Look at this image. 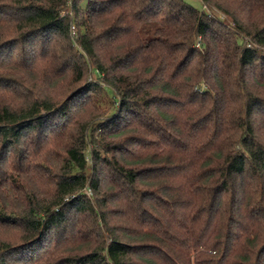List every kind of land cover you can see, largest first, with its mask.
I'll use <instances>...</instances> for the list:
<instances>
[{"label":"trees","instance_id":"obj_1","mask_svg":"<svg viewBox=\"0 0 264 264\" xmlns=\"http://www.w3.org/2000/svg\"><path fill=\"white\" fill-rule=\"evenodd\" d=\"M202 2L0 0V264H264V0Z\"/></svg>","mask_w":264,"mask_h":264},{"label":"rangeland","instance_id":"obj_2","mask_svg":"<svg viewBox=\"0 0 264 264\" xmlns=\"http://www.w3.org/2000/svg\"><path fill=\"white\" fill-rule=\"evenodd\" d=\"M185 1L190 3L191 5H193L196 8H199V9H204L205 8L202 0H185Z\"/></svg>","mask_w":264,"mask_h":264},{"label":"built area","instance_id":"obj_3","mask_svg":"<svg viewBox=\"0 0 264 264\" xmlns=\"http://www.w3.org/2000/svg\"><path fill=\"white\" fill-rule=\"evenodd\" d=\"M72 0H68V5H71ZM71 12V8L66 9L65 13Z\"/></svg>","mask_w":264,"mask_h":264}]
</instances>
